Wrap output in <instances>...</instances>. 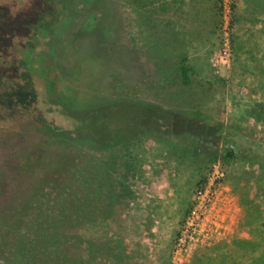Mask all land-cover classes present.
<instances>
[{"label": "rangeland", "instance_id": "rangeland-1", "mask_svg": "<svg viewBox=\"0 0 264 264\" xmlns=\"http://www.w3.org/2000/svg\"><path fill=\"white\" fill-rule=\"evenodd\" d=\"M57 2L18 1L27 23L0 33V54L21 45L20 34L31 38L42 19L60 25ZM93 4L80 18L86 42L78 53L79 73L59 84L60 67L50 64L47 103L36 101L37 85L18 69L8 67V77L0 73V264L40 208H61L59 189L67 190L61 200L70 205L67 211L87 194L106 197L107 188L92 176L100 167L111 170L119 203L97 223L84 224L89 220L79 216L65 228L77 250L105 233L132 249L134 264H264V0ZM76 25L70 18L57 32ZM183 53L207 83L190 98L179 95L162 66V58ZM98 97L114 101L110 120L79 113V104ZM153 105L157 110L148 111ZM229 146L236 158L227 162L222 156ZM216 161L238 206L236 226L214 244L176 255L197 184ZM242 196L259 222L242 224Z\"/></svg>", "mask_w": 264, "mask_h": 264}, {"label": "trees", "instance_id": "trees-1", "mask_svg": "<svg viewBox=\"0 0 264 264\" xmlns=\"http://www.w3.org/2000/svg\"><path fill=\"white\" fill-rule=\"evenodd\" d=\"M218 3L222 4L223 0H218ZM162 59L164 71L168 72L170 76V84L179 91V95H183L182 97L187 94L190 98L196 95L197 91L206 87L207 83L195 75L187 54L183 53L175 57L167 55ZM108 100L102 101L99 97L98 99L91 98L90 105L85 104L91 108L86 110L87 113L91 112L93 114L94 112L97 118L98 116H104L103 120H110L109 113L111 111H109L108 105L114 101ZM154 109L157 110L153 105L150 106L148 111L153 112ZM91 126L97 127L98 124ZM219 134L222 135L223 132L221 131ZM222 158L227 162L233 161L236 158L235 149L230 146L226 147ZM96 172L97 174L94 170L92 176L94 175L97 179L95 180L98 186L107 188L106 197L103 198L101 193H96L95 195L87 194L78 208L67 211V207L70 208V205L61 201L62 199L66 200L67 190L59 189L57 195L61 202H59V207L61 206V208L56 209L53 213L44 211V207L40 208L32 222L23 227L24 235L20 233L15 236L13 252L11 251L8 255L5 264H134L132 261L133 251L128 248V245L126 247L123 246L121 238L106 237V234L103 233L100 236L91 237L88 244L85 243L87 248L79 251L75 246L76 240L66 233L65 228L77 222V217L80 216L81 220H89L84 224H94L97 223L98 216L107 218L111 215L119 203L116 201L119 191L113 187V183L109 179L111 170L107 167H100ZM205 179L206 176L199 181L197 184L198 188L204 184ZM240 199L244 210L242 224L246 226L252 222H259L260 214L252 212V208H249L250 204L246 202L244 196Z\"/></svg>", "mask_w": 264, "mask_h": 264}, {"label": "flooded vegetation", "instance_id": "flooded-vegetation-1", "mask_svg": "<svg viewBox=\"0 0 264 264\" xmlns=\"http://www.w3.org/2000/svg\"><path fill=\"white\" fill-rule=\"evenodd\" d=\"M18 1L20 2L22 0H0V33L2 31H13L14 29L17 31L22 23L23 25L27 23L26 17L21 16L22 11L19 10L20 8L16 7ZM57 1L58 8L61 7L63 10L61 14L64 20L59 22L60 25H65V22L72 18L77 22L76 27L73 29H66L68 31L63 32L62 29L57 32V29L60 27L57 22L51 24L48 22V24L45 25L42 24L44 20L42 19L40 20V24L34 26L31 38L29 34H20L19 39L22 40V42H20L22 44L8 51V53L0 54V67L3 68L0 72L2 73V77H8L7 75L10 74L8 67L13 66L15 69H18L27 79H31L35 82L40 92V97L36 101H38V103L42 101L44 104L47 103V98L50 95H46L49 94V89L53 86L52 81H54V79L51 78L53 70H51L50 64H57L60 67L62 74L58 79L59 84H67L71 78L75 77L76 73H79V70L76 69V64L80 63L78 53L82 48V44L86 42L79 30L80 18L84 14H87L90 7L92 8L94 5L93 0ZM57 12L58 14L60 13L58 9ZM66 45H68L70 49H65ZM0 46L2 47L3 44H0ZM52 50H55V52H52ZM70 69H73L72 73L69 71ZM70 75H73V77ZM61 92L62 91H60V93ZM56 93L60 94L58 92ZM61 94H63V92ZM74 94L73 92V95ZM84 105L79 104V107L83 108L79 113L91 109L86 105L83 107ZM68 106L71 108L70 104ZM5 141L3 140V142ZM10 161L12 162V158ZM10 161H7V168L11 165ZM1 175L3 176V172L0 170V180Z\"/></svg>", "mask_w": 264, "mask_h": 264}, {"label": "built area", "instance_id": "built-area-1", "mask_svg": "<svg viewBox=\"0 0 264 264\" xmlns=\"http://www.w3.org/2000/svg\"><path fill=\"white\" fill-rule=\"evenodd\" d=\"M224 178L221 162L212 163L204 184L196 191L193 208L176 241V255L193 245L214 244L232 233L237 223L238 206L224 189Z\"/></svg>", "mask_w": 264, "mask_h": 264}]
</instances>
